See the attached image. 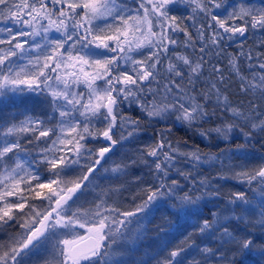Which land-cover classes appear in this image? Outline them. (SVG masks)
I'll list each match as a JSON object with an SVG mask.
<instances>
[{
    "label": "snow or ice",
    "instance_id": "obj_1",
    "mask_svg": "<svg viewBox=\"0 0 264 264\" xmlns=\"http://www.w3.org/2000/svg\"><path fill=\"white\" fill-rule=\"evenodd\" d=\"M177 4L191 6L192 15L186 19L193 22L196 36L204 42L200 53L206 52L208 44L219 47L225 39L246 38L249 27L264 30V9L239 6L221 18L216 10L227 11L226 0H141L142 15L130 14L122 0H0V19L21 26L15 32L12 26L0 28L9 37L0 39V45H9L0 48V102L31 94L42 98L41 104L48 109L25 114L21 120L13 117L0 122V225L16 222L21 230L7 245H0V264H23L24 257L49 243L46 264H118L114 246L139 240L143 222H150L160 207H167L178 221L191 223L189 237L199 234L219 242L216 249L194 245L205 264L210 259L216 264H248L253 253L264 257V243L258 244L250 234L238 236L231 227L249 222L245 214L255 212L264 228V165L248 169L230 164L234 153L225 149L213 155L202 152L198 145L182 150L161 134L154 146L140 152L139 162L153 179L141 189L142 197L133 195L132 208L109 203L112 195L128 191L123 186L103 190L87 208L83 204L73 207L94 184L91 178L103 168L102 161L108 162L114 147L139 132L143 117L126 115L125 104L138 106L148 118L174 116L175 122L194 128L205 140L213 136L229 140L241 120L253 132L264 133V113L255 111L257 105L252 104L251 114L245 113L215 82H209L207 91L196 89L206 61L203 55L194 61L172 49L178 44L173 36L177 32L184 33L185 47L195 43L188 27H181L183 21L170 14V6ZM201 13L208 22L197 27ZM234 20L244 23H229ZM116 21L119 23H112ZM25 27L31 31H24ZM205 28L211 30L210 37ZM50 31L59 37L50 36ZM26 36L33 38L31 43L18 40ZM239 55L242 53L229 59L237 75ZM247 58L252 59L250 54ZM259 68L264 69V63ZM212 70L222 72L219 65ZM186 77L190 91L183 83ZM219 80L223 82V75ZM81 85L83 90H77ZM257 89L264 92V74H253L247 87L241 84L242 91ZM245 135L250 137L252 132ZM101 139L104 146H89ZM22 141L38 149V159L32 158ZM242 147L237 145V149ZM180 162L191 169L177 167ZM40 165L46 169L44 176ZM204 165H218V179H236L249 187L255 182L258 195L250 199L243 191L231 193L224 207L205 218L204 198L219 192L212 178L196 179L193 174L192 169ZM77 168L86 171L69 178ZM128 168L129 163L113 162L103 171L119 179L128 174ZM137 182L142 183V177ZM12 197L15 199H9ZM30 200H39L40 205ZM227 244L233 247L225 249ZM185 252V247L177 246L158 264H184Z\"/></svg>",
    "mask_w": 264,
    "mask_h": 264
},
{
    "label": "trees",
    "instance_id": "obj_2",
    "mask_svg": "<svg viewBox=\"0 0 264 264\" xmlns=\"http://www.w3.org/2000/svg\"><path fill=\"white\" fill-rule=\"evenodd\" d=\"M19 2V0H17ZM128 9L138 10L141 0H122ZM243 3H254L264 6V0H226L227 11L224 8L217 9L216 11L222 13L221 18H224L229 12V9L234 4ZM146 7L150 8V5L145 3ZM140 8V7H139ZM143 13V9H140ZM139 12V11H138ZM131 14V13H130ZM170 14L180 18L183 22L181 27H188V31L193 34L195 43L193 46L185 47L186 37L183 32H177L173 34L174 38L178 40V44L171 46L175 52L189 56L192 60L196 61L201 55L204 56L206 63L203 68V75L199 81L195 82L196 89L199 92L207 91L209 82H215L221 93L227 95L234 105L241 107L245 113H252V104L257 105L256 112L264 113V92L257 89L255 92L248 90L242 91L241 84H245L247 87L248 81L252 80L253 74L257 76L264 74V69L259 68L260 63H264V30L252 29L249 27L245 37L237 36L233 40H227L221 42L219 47H215L211 44L207 45L205 53H200L199 48L203 46L204 42L200 41L196 36V28L192 27V21L186 19V17L192 15L191 6L187 4H177L170 6ZM207 18L203 13L200 14L196 20V26L199 27L201 23L207 24ZM43 24H47V21H42ZM112 23H119L118 21ZM229 23L235 24L236 26L242 25L244 22L241 20L229 21ZM13 27L15 32L21 26L12 25L11 21H5L0 19V28ZM39 27V25H37ZM24 31H31L30 28H24ZM158 31V29H157ZM222 33V30H220ZM223 34V33H222ZM49 35L52 37H59V34L55 31H50ZM206 37L211 36V30L205 28ZM7 33L0 32V39H8ZM31 36L18 37V40H28L32 42ZM36 37V40H39ZM26 45L25 47H27ZM9 45H0V48H8ZM218 53V54H217ZM238 65L240 68V74L237 75L231 69L229 65V59L236 57L238 54ZM251 55L252 59L249 60L247 57ZM172 55V52L169 53ZM139 58V57H137ZM15 59V57H13ZM219 65L222 69L221 73H214L213 66ZM223 75L224 80L220 82L219 76ZM240 76H244L247 80H241ZM101 83V82H98ZM185 89L190 91L191 85L188 84L187 77L184 80ZM155 87V85H153ZM77 90H83V85ZM213 91V100L215 99V90ZM194 94V93H193ZM42 98H36L31 94H27L25 98L8 99L0 102V122L11 120L13 117L16 120L24 118L25 114H41L43 111H47V106L41 104ZM123 110L126 115L133 118L143 117L140 125L139 132L132 138L118 143L113 152L108 154L110 159L107 163L103 164V168H110L113 162L129 163L128 174L121 176L119 179L106 174L101 168L96 172L94 184L90 185L88 189L84 190V195L77 201L76 206L83 204L85 208L89 207V202L93 201L95 197L105 189L119 188L123 186L128 191L112 195L109 203L116 201L119 206L124 208H132V197H142L144 195L143 189L147 183L152 182L153 177L149 174V169L139 162V156L141 150L145 149L146 146H154L157 141L160 140L161 134L166 136L168 140L173 142L174 145H178L182 150H188L194 146H199L200 150L210 155L216 154L220 149H225L232 155L230 164L246 166L248 169L258 168L264 165V133L255 131L253 132L250 126L244 121H239V127L234 129L230 134V139L227 141L220 140L213 136L210 140H205L194 128L187 125H181L179 122H175V117L160 119L158 117L148 118L143 116L140 109L136 105L125 104ZM210 125H204L208 127ZM170 129V131H168ZM252 132L250 137L246 136L245 133ZM119 133L117 134L118 138ZM26 147L32 152V158L38 159V149H34L31 144H26ZM106 142L101 140L92 141L90 147L99 148L104 146ZM237 145H243L241 149H237ZM11 155V154H10ZM21 155H24L23 153ZM137 160L136 164H131L130 161ZM41 175H46V169L43 165H40ZM177 167L184 169L185 171L191 169V165L184 164L182 162L177 164ZM239 171V167L235 169ZM86 169L77 168L75 171L69 173V178H76L82 175ZM196 179L201 177L212 178L214 188L218 189V196H206L202 202L203 215L205 218H211L213 211L219 210L226 205L228 197L231 193L243 191L250 199H254L258 195V185L253 182V185L249 187L247 183H242L236 179H218L217 173L221 171L218 165H204L199 169H192ZM226 176L231 177V172L225 171ZM137 177H142L143 182L138 183ZM183 183V181H181ZM252 189H256L254 192ZM199 195L200 193H196ZM15 199V197L9 198ZM30 203H35L37 206L40 205L39 200H30ZM139 203V199L136 200ZM239 213L240 210L237 209ZM249 222L241 221L238 224L234 223L231 227L236 230V234L246 235L250 234L256 242L264 243V228H261L258 221V216L255 212H248L245 214ZM9 225H0V245H7L10 242V238L16 236L21 230L16 222H10ZM143 235L133 243H121L115 245L116 255L114 259L118 261V264H158L165 257L168 256L170 250L177 246H183L186 248V252L183 254L184 264H194L199 261L200 264H205L204 256L201 254L198 248L194 245L202 248L204 245L216 249L219 247V242L211 237L200 236L194 234L189 237V232H192L190 222L178 221L177 218L168 211L167 207H160L151 216L150 222L145 220L143 222ZM163 229V230H161ZM82 231V230H81ZM71 238V237H67ZM187 238V239H186ZM225 249L233 247L232 244L224 246ZM51 251V244L45 245L39 250L34 251L27 257L23 258V264H46V260L49 258ZM11 264V262H9ZM207 264H216V261L210 259ZM248 264H264V257L253 253L248 257Z\"/></svg>",
    "mask_w": 264,
    "mask_h": 264
},
{
    "label": "rangeland",
    "instance_id": "obj_3",
    "mask_svg": "<svg viewBox=\"0 0 264 264\" xmlns=\"http://www.w3.org/2000/svg\"><path fill=\"white\" fill-rule=\"evenodd\" d=\"M239 6H245V7H251L255 10H261V9H264V6H260V4H254V3H243V4H234L230 7L229 11H233L234 9L235 10H238ZM139 11V12H138ZM143 14L140 10V8L138 7V10L136 9V12L134 10L131 11V14L132 15H136V14Z\"/></svg>",
    "mask_w": 264,
    "mask_h": 264
}]
</instances>
